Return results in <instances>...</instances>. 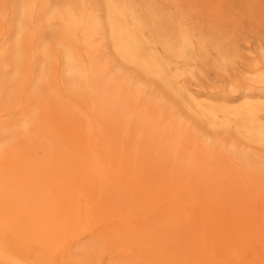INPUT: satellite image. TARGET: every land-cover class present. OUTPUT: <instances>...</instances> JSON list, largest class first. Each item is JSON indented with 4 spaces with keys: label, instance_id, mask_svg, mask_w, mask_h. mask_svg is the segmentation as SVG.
<instances>
[{
    "label": "bare ground",
    "instance_id": "bare-ground-1",
    "mask_svg": "<svg viewBox=\"0 0 264 264\" xmlns=\"http://www.w3.org/2000/svg\"><path fill=\"white\" fill-rule=\"evenodd\" d=\"M98 2L100 8L93 0H0V89L22 93L27 88L31 95L96 102L91 118L101 128L117 123L123 134L132 122L143 119L150 128L152 119L165 114L168 126L139 136L153 142L164 139L148 153L157 161L152 175L138 151L137 181H129L127 164L115 159L107 138L103 144L74 142V151L64 160L73 156L81 163L90 181L87 190L99 205L104 201L110 207L116 194L125 196L116 202L128 210L125 235L137 236L141 247L133 256L125 250L120 264H245L237 253L240 246L233 243L237 240L232 247L225 240L230 211L218 206V182L193 188L186 181L197 182L194 155L203 160L202 154L210 153L218 159V149L247 170L259 166L264 175V49L251 51L244 75L232 81L230 72L242 60L240 53L225 33L179 7L180 0ZM104 50L110 54H99ZM208 71L215 73L217 86L204 85ZM132 101H137V110L129 115ZM30 121H3L0 138L32 142ZM191 122L198 126L190 128ZM182 127L184 134L204 131L196 143L198 152L185 142L187 153L177 155L180 145L173 136ZM145 144H139L144 153ZM22 158L8 146L0 151V167ZM56 159L61 160H49ZM202 176L206 181L208 175ZM244 229L240 227L241 237ZM252 245L250 241L248 247ZM11 260L0 246V263Z\"/></svg>",
    "mask_w": 264,
    "mask_h": 264
},
{
    "label": "rangeland",
    "instance_id": "rangeland-1",
    "mask_svg": "<svg viewBox=\"0 0 264 264\" xmlns=\"http://www.w3.org/2000/svg\"><path fill=\"white\" fill-rule=\"evenodd\" d=\"M93 2L100 8L98 0ZM178 6L192 11L200 23L225 33L238 50L242 60L236 65V70L230 72L232 81L244 75L246 65L252 62L247 59L250 52L257 54L264 49V0H180ZM99 54L110 53L104 50ZM207 80L204 85H218L213 71H208ZM26 89L22 93H18L16 88L0 89V125L3 121L18 123L29 119L27 131L29 136L35 137L28 144L16 137L0 138V151L12 146L23 157L0 167V246L12 259V264H120L124 261L121 258L125 250L127 255L133 256L138 246L141 247L137 236L125 235L127 229L123 219L128 210L125 204L116 205V202L124 201L125 196L116 194L110 207H104V201L99 205L92 192L87 190L90 181L81 171V163L73 156L71 161H65L64 157L74 151V142L85 139L90 144H103L107 138L115 159L127 164L125 176L129 181L135 180L139 174L138 151L144 156L142 161L150 171L148 174L152 175L157 161L148 153L164 139L153 142L139 136L168 126L165 114L152 119L150 128L145 126L143 119L132 122L125 127L123 134L117 123H108L101 128L100 123L91 118V108L96 102L31 95ZM137 105V101L131 102L129 115L137 110ZM137 117L136 112L134 118ZM190 124V128L198 126L193 122ZM203 134V130L184 134L182 127L178 135L173 136L180 145L176 149L177 155L187 153L185 142H189L190 147L192 144V152H198L196 143ZM142 141L148 148L145 153L139 145ZM78 151L81 152V146ZM48 152L50 156L45 155ZM224 154H220L218 149V159H212L208 153V156L202 154L203 160H199L200 154L194 155L196 164H199L194 178L197 182L193 179L186 182L193 188L202 187L204 182H218V206L225 205L230 211V227L226 229L225 240L231 247L233 243L240 246L237 253L243 263L264 264V211L261 208L264 204V175L257 170L259 166L247 170L225 158ZM110 156L108 151V160ZM55 157L61 160H49ZM229 171L237 172L228 176ZM205 174L208 175L206 181L202 176ZM149 191H153V184ZM135 223L138 222L134 220ZM241 226L245 227L246 233L242 237ZM251 233L253 237L250 240L248 236ZM238 236L240 238L236 239ZM250 241L253 242L252 248L248 247ZM180 247L182 254L183 244Z\"/></svg>",
    "mask_w": 264,
    "mask_h": 264
}]
</instances>
